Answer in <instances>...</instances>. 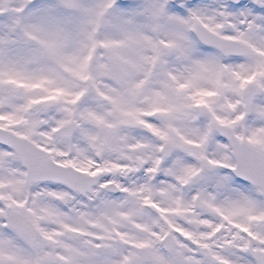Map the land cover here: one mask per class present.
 I'll return each instance as SVG.
<instances>
[{
	"label": "snow or ice",
	"instance_id": "6c2138e0",
	"mask_svg": "<svg viewBox=\"0 0 264 264\" xmlns=\"http://www.w3.org/2000/svg\"><path fill=\"white\" fill-rule=\"evenodd\" d=\"M0 264H264V0H0Z\"/></svg>",
	"mask_w": 264,
	"mask_h": 264
}]
</instances>
